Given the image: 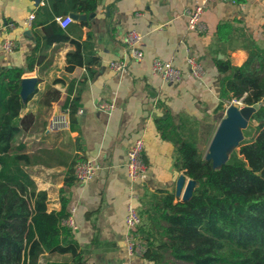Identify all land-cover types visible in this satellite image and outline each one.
<instances>
[{
	"label": "crops",
	"instance_id": "0c3cea01",
	"mask_svg": "<svg viewBox=\"0 0 264 264\" xmlns=\"http://www.w3.org/2000/svg\"><path fill=\"white\" fill-rule=\"evenodd\" d=\"M200 1L95 0V9L85 12L75 10L84 5V0H0V66L27 68L29 56L33 62L21 77L35 79L33 91L26 98L21 97L26 103L22 114L37 111V100L48 86L58 90L60 96L44 110L49 113L60 108L71 83L76 85L86 74L83 66L66 70V55L76 49L77 42L88 40L98 62L95 73L78 93L77 109H82V113L75 115L76 129L46 134L44 123L23 140L31 153L55 150L67 162L81 158L80 161L96 160L100 165L90 181L74 180L69 186L64 184L69 174L62 164L29 168L37 189L47 194L48 211L60 210L61 188L67 200L66 210L75 209L77 229L72 234L80 254L78 262H73L68 253H45L42 257L57 255L67 260L65 264H153L126 250L124 219L129 192L136 195L133 202L142 219L139 228H145L154 195L172 191L175 201H182L194 187L190 178L175 169L174 145L160 138L155 120L168 114L174 123L193 121L199 130L210 117L221 116L222 110H216L222 101L220 81L229 72L217 70L216 62L239 66L248 56L250 43L264 49V0H207L201 14L205 30L188 31L185 11ZM30 13L34 14L35 25L26 29L20 23ZM72 14L79 18H72L66 28L55 22L54 32L49 28L50 22H45L48 16L54 19ZM8 22L19 24L13 33L16 47L6 53L1 42ZM221 23L231 26L224 39L217 33ZM133 27L141 35L142 61L130 59L121 42ZM90 47L85 49L84 57ZM187 51L202 65L201 79L190 75L185 61ZM154 58L170 61L179 68L181 80L167 83L151 76L149 68ZM112 61H124L125 68L120 72L112 70ZM76 93L77 87L73 86L70 97ZM101 101L112 102L113 109L98 110ZM139 137L143 139L142 158L147 170L142 179L131 185L125 168L126 151ZM137 233L140 236L141 232Z\"/></svg>",
	"mask_w": 264,
	"mask_h": 264
},
{
	"label": "trees",
	"instance_id": "16d2710c",
	"mask_svg": "<svg viewBox=\"0 0 264 264\" xmlns=\"http://www.w3.org/2000/svg\"><path fill=\"white\" fill-rule=\"evenodd\" d=\"M95 7V0H84L75 10L91 12ZM45 22L54 32L53 17ZM227 29L231 31L230 24H219V38H226ZM88 47V40L77 42L76 49L66 55L67 71L75 66L86 70L76 85L71 83L60 106L69 110L72 130L76 129L78 93L98 66L92 44L84 57ZM27 58V68L0 66V264H39L45 253H68L78 262L72 231L63 224L69 212L64 189H60V210L48 211L47 194L37 189L29 168L62 164L69 174L64 184L69 186L75 180L73 167L81 158L67 162L59 151L31 153L23 141L15 143L20 135L40 130L41 114L60 96L48 86L37 100V111L22 114L26 103L20 96L21 77L33 66L32 57ZM216 64L217 70L229 72L220 81L222 101L216 110H223V101L232 99L257 104L258 109L242 129L237 147L219 167L204 158L200 145L205 140L193 121L174 123L168 114L155 120L160 138L174 145L175 169L195 185L182 201H175L174 193L167 190L153 196L147 226L137 229L145 247L142 257L153 264H264V49L250 43L241 65L220 60ZM73 86L77 93L70 97Z\"/></svg>",
	"mask_w": 264,
	"mask_h": 264
},
{
	"label": "built area",
	"instance_id": "2783aa9c",
	"mask_svg": "<svg viewBox=\"0 0 264 264\" xmlns=\"http://www.w3.org/2000/svg\"><path fill=\"white\" fill-rule=\"evenodd\" d=\"M207 0H201L196 3L192 8L186 9L187 22L186 29L188 31L202 32L205 30V25L201 20V14L204 3ZM34 14L30 13L20 23L24 28L30 29L33 25ZM54 21L61 27L66 28L71 22L72 17L69 15L58 16L54 18ZM19 23L8 22L5 25L6 36L1 42V48L4 52H12L16 47V41L13 38V33ZM121 42L127 51L130 59L134 61L143 60V52L140 48L141 35L139 31L133 27L129 29L121 38ZM188 71L190 75L195 79H201L203 76L202 65L196 60L195 56L187 51L185 58ZM109 67L117 72L122 71L125 68L124 61H112ZM149 74L151 76H158L163 82L177 83L182 78V72L179 68L173 66L170 61L154 58L151 61ZM235 100V99H234ZM114 107L112 102L101 101L97 104V109L104 112H110ZM82 109H77L76 114H81ZM71 130V116L67 109L55 108L49 112L44 125V132L46 134H56L63 132H70ZM143 139L141 137L135 139L126 151V174L131 185L145 175L147 167L143 161ZM100 165L96 160H82L75 163L73 167V174L75 180L79 182H88L98 173ZM132 188V186L130 187ZM136 195L131 190L129 192V200L126 204L125 215V234L124 242L126 250L131 255L142 256L145 247L144 243L139 238L137 233L138 227L141 225L142 219L137 210L133 199ZM74 208L70 209L67 216L63 220V224L72 230H76L77 226L73 219Z\"/></svg>",
	"mask_w": 264,
	"mask_h": 264
},
{
	"label": "rangeland",
	"instance_id": "374dc122",
	"mask_svg": "<svg viewBox=\"0 0 264 264\" xmlns=\"http://www.w3.org/2000/svg\"><path fill=\"white\" fill-rule=\"evenodd\" d=\"M245 106L242 102L241 99L239 100H230L227 101L224 104L223 107V114L221 116H213L210 117L209 120H207V122H205L204 124H202V126L199 128V135L204 138L205 142L204 144L200 145V149L204 151V156L208 153L210 156L213 157V155L210 153V150H208L209 144L211 142L212 136L216 130V126L218 125V123L220 122V120L224 119L227 116V110L231 107L235 108V110H238L239 108ZM232 111L229 109V112ZM49 113H44L41 114V121L43 122V124L45 123V120L47 118ZM247 125L246 121L241 122L240 124H238L237 126H235V131L234 133L231 135L229 141L226 143V145H224L223 147V152L220 158L215 159V164H219L222 161H225L230 152L232 150H234L237 147V144L239 143V141L242 139V129ZM26 134L20 135L19 137H17L15 143H17L19 140L22 142L25 138ZM218 167V166H217ZM144 222V219H143ZM142 223V222H141ZM139 228V227H138ZM66 259L60 257V256H52V257H42V259H39V264H65L66 263ZM176 263L178 264H185L183 262H179L176 261Z\"/></svg>",
	"mask_w": 264,
	"mask_h": 264
},
{
	"label": "water",
	"instance_id": "95a60500",
	"mask_svg": "<svg viewBox=\"0 0 264 264\" xmlns=\"http://www.w3.org/2000/svg\"><path fill=\"white\" fill-rule=\"evenodd\" d=\"M38 1V0H35ZM91 16V15H90ZM71 17L73 19H78V15L72 14ZM25 34H29V30H25ZM35 85V79H23L20 82V96L23 98H26L32 91L33 87ZM229 109L232 110L229 112ZM227 110V116L222 119L214 133L213 138L211 139V142L209 144L208 150H212L214 152V155L218 157L220 155L219 146L221 144V141L229 135L231 130L234 126H237L243 121L248 122L252 115L255 113V111L258 109L257 104L253 105H245L238 110H235V108L231 107ZM206 160H211L213 167H219L221 164H223L225 161H222L219 164H215V157L210 156L208 153L204 156ZM194 183V181L192 180ZM195 185V183H194ZM194 188V187H193ZM192 193V192H191ZM191 195V194H190ZM187 199V198H186ZM185 200V199H184Z\"/></svg>",
	"mask_w": 264,
	"mask_h": 264
},
{
	"label": "bare ground",
	"instance_id": "6f19581e",
	"mask_svg": "<svg viewBox=\"0 0 264 264\" xmlns=\"http://www.w3.org/2000/svg\"><path fill=\"white\" fill-rule=\"evenodd\" d=\"M234 131H235V126L233 127V129L231 130V132L229 133V135L227 136V138H225V139H223V140L221 141V144H220V146H219L220 155H219L218 157H216V156L214 155V152H213L212 150H210V153L213 155V157H215V159H218V158L221 157L222 152H223V147H224V145H226V143L229 141V139H230L231 135L234 133Z\"/></svg>",
	"mask_w": 264,
	"mask_h": 264
}]
</instances>
